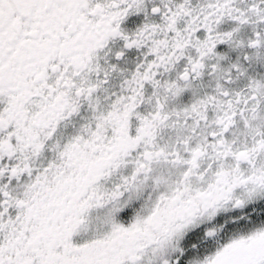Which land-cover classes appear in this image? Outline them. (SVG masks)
Wrapping results in <instances>:
<instances>
[{"label": "snow or ice", "instance_id": "obj_1", "mask_svg": "<svg viewBox=\"0 0 264 264\" xmlns=\"http://www.w3.org/2000/svg\"><path fill=\"white\" fill-rule=\"evenodd\" d=\"M0 264H264V0H0Z\"/></svg>", "mask_w": 264, "mask_h": 264}]
</instances>
